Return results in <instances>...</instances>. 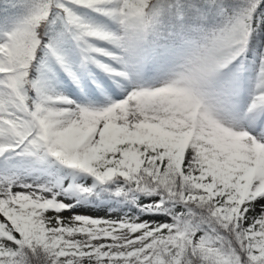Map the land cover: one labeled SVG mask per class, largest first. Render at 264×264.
Instances as JSON below:
<instances>
[{
    "label": "snow or ice",
    "instance_id": "obj_1",
    "mask_svg": "<svg viewBox=\"0 0 264 264\" xmlns=\"http://www.w3.org/2000/svg\"><path fill=\"white\" fill-rule=\"evenodd\" d=\"M0 264H264V0H0Z\"/></svg>",
    "mask_w": 264,
    "mask_h": 264
}]
</instances>
